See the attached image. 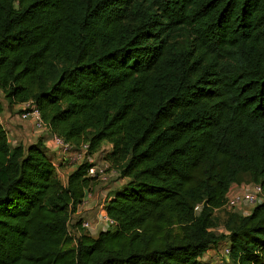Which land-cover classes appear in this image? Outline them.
<instances>
[{"label":"trees","instance_id":"16d2710c","mask_svg":"<svg viewBox=\"0 0 264 264\" xmlns=\"http://www.w3.org/2000/svg\"><path fill=\"white\" fill-rule=\"evenodd\" d=\"M0 90L89 154L111 144L124 180L113 226L72 231L94 164L64 182L0 122V264H208L226 240L264 264V201L224 208L243 173L264 190V0H0Z\"/></svg>","mask_w":264,"mask_h":264},{"label":"built area","instance_id":"2783aa9c","mask_svg":"<svg viewBox=\"0 0 264 264\" xmlns=\"http://www.w3.org/2000/svg\"><path fill=\"white\" fill-rule=\"evenodd\" d=\"M19 106L21 109L20 118L24 120H30L36 131H38L41 134H47L49 138H51L53 146L60 152L61 159L57 164H54L58 169V171L61 170V164L64 162L75 165H78L86 160L92 162L93 158H91V155L93 153L89 154V144L84 143L80 146H74L72 143L66 141L63 137L53 132L51 126L43 119L41 110L34 100L22 102L19 104ZM92 163L94 165L90 169L91 175L98 176L99 174L106 172L107 170L105 169H111L113 173L118 174V172L115 169L110 167V163L108 161L104 162V167L102 168L96 166L94 160ZM91 197H92V193H88L82 205H84L85 202L90 201ZM263 201H264V190L260 184L254 183L253 185L248 187V189L243 188V186H240L235 190L230 189L227 194V201L224 205V208H226L227 210L238 212L239 214L247 215L252 212L253 208L256 205H258ZM104 206H105V202L103 203V207ZM80 207L78 211L81 210ZM196 208L198 209L199 206H197ZM101 218L104 221L101 223L105 228L104 230L108 229L109 227L115 224V220L109 217L104 209L102 210ZM81 220H82L83 228H86L87 230L94 229L92 221L86 219L85 220L81 219ZM74 221H72L71 218V224H73ZM205 254H206L207 262H209L208 264L231 263V258H230L231 247L229 241L227 240L211 246Z\"/></svg>","mask_w":264,"mask_h":264},{"label":"crops","instance_id":"0c3cea01","mask_svg":"<svg viewBox=\"0 0 264 264\" xmlns=\"http://www.w3.org/2000/svg\"><path fill=\"white\" fill-rule=\"evenodd\" d=\"M0 107H2V110H0V122L7 129L8 137H9V140L12 144L16 145V144L21 143V144L28 146V145H31V144L36 143V142L41 140L43 142V146L45 148V151H46L48 157L51 159V161L54 164H57L60 161L61 154L53 146L51 138H49V136L47 134H41L38 131H36V129L34 128L32 122L30 120L21 119L20 118V112H19L20 106L17 104L15 106L11 107L7 103V101L5 100L4 94L2 93L1 90H0ZM93 154L95 156L96 153H93ZM93 154L91 155V158H92ZM92 162H93V160H92ZM100 163L102 164V162H100ZM97 165L98 164H96V166ZM76 166L77 165H75V164H70V163H65V162L62 163L61 164V171H62V174H64L63 176H65L67 179L68 174L72 170H74L76 168ZM117 176H119V175L113 173V171L110 169L106 172L99 174L97 177H98L99 182H104V181H107L109 179V177L112 178V177H117ZM122 183L119 186H115L116 184H118V182H116L115 185H111L109 188H106L103 190H98L99 185H97L94 192L92 193L93 199L91 200L92 203L90 204L89 207H91L92 204L93 205L96 204V202H95L96 196L105 195L104 193H106L107 191H113L114 189H117L118 187H120L122 185ZM239 187H240V183H234L230 189L235 190ZM94 195H95V198H94ZM82 208L88 209L86 206H83ZM92 214H94V215H92ZM95 214L96 213H94L93 211H90V213H89V215L92 217H95ZM98 215L99 214H97V216ZM99 226L102 229L96 231V229ZM99 226L96 229L95 228L93 229L94 232L97 234L100 231L105 229L103 227V225H99ZM223 231H224V229H223ZM94 232L92 233L93 235H95ZM202 259L207 261L206 254L204 255V257Z\"/></svg>","mask_w":264,"mask_h":264},{"label":"rangeland","instance_id":"374dc122","mask_svg":"<svg viewBox=\"0 0 264 264\" xmlns=\"http://www.w3.org/2000/svg\"><path fill=\"white\" fill-rule=\"evenodd\" d=\"M111 147H112L111 144H109L108 142H104V144L102 145L101 149L99 151L95 152L96 153L95 156L93 154L92 158H93L95 164H98L97 166H99L100 168L104 167V162L108 160L107 159V155H108V152H111V150H112ZM100 162H102V164ZM105 170L108 171L110 169H105ZM59 173H60V176H61L62 180L64 182H66V177L63 176L64 174H62L61 170L59 171ZM240 179H241L240 186H243V188L248 189V187H250L251 185L254 184L253 181L251 180L249 174H247V173L241 174ZM123 181H124L123 178H120L119 176L112 177V178L109 177V179L107 181L99 182V184H98L99 185V187H98L99 189L98 190H103V189L109 188L111 185H115L116 182H118V184H116L115 186H119ZM111 192L112 191H107L106 193H104L105 195L96 196V200H95L96 204H94V205L92 204L91 207H89L90 204L92 203V201H91L93 199V195H92L90 201L85 202V204L80 207L81 210L78 211L76 214H74L72 216V221L75 220L74 221V223H75L79 218L84 219V220L85 219L86 220H90V221H92V224H93L95 229L99 225H102L100 223L104 222L103 219L101 218V213H102V210L104 209L103 203L106 201L107 197L109 196V194ZM94 198H95V195H94ZM83 206H86L88 209L82 208ZM90 211H93L94 213H96L95 217H92V216L89 215ZM217 212H218L219 216H221V217L224 216V210H219ZM97 214H99V215L97 216ZM92 215H94V214H92ZM72 226L73 225L71 224V230L74 231V228ZM100 229H102V228L99 226L96 229V231L100 230ZM87 231H89L91 234L94 232L93 229L87 230ZM218 232L220 234L222 232H224L223 228H219ZM94 234L96 235L97 233L94 232ZM208 260H210V259H208Z\"/></svg>","mask_w":264,"mask_h":264}]
</instances>
